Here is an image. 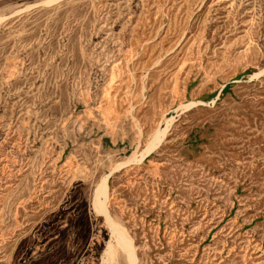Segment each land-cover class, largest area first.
<instances>
[{"label":"rangeland","instance_id":"1","mask_svg":"<svg viewBox=\"0 0 264 264\" xmlns=\"http://www.w3.org/2000/svg\"><path fill=\"white\" fill-rule=\"evenodd\" d=\"M104 178L134 264H264V0H0V264H129Z\"/></svg>","mask_w":264,"mask_h":264},{"label":"bare ground","instance_id":"2","mask_svg":"<svg viewBox=\"0 0 264 264\" xmlns=\"http://www.w3.org/2000/svg\"><path fill=\"white\" fill-rule=\"evenodd\" d=\"M164 135V131L156 130L151 141L141 151L134 152L126 161L125 164L140 163L144 158L149 155L150 152L155 150L160 139ZM107 179H103L99 186L96 188L93 198V209L97 214H102L107 220L111 237L114 239L115 244L109 243L105 250V262H111L114 260L117 249L122 251L129 262V264L135 263L134 250L130 238L127 236L125 231L112 222L106 211L107 202ZM119 255V254H118ZM115 262V261H114Z\"/></svg>","mask_w":264,"mask_h":264}]
</instances>
